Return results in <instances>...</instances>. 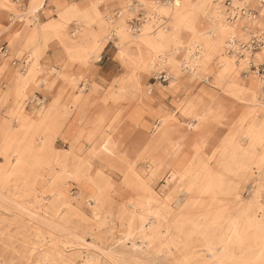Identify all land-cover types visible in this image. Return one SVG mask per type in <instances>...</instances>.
<instances>
[{
	"label": "rangeland",
	"instance_id": "rangeland-1",
	"mask_svg": "<svg viewBox=\"0 0 264 264\" xmlns=\"http://www.w3.org/2000/svg\"><path fill=\"white\" fill-rule=\"evenodd\" d=\"M33 1L0 0V264H148L127 238L132 215L148 222L147 196L161 210L148 231L185 264H218L200 226L212 203L220 234L264 243V48L248 73L263 87L255 100L221 74L222 58L241 61V43L264 31L263 0H50L54 12ZM224 25L236 49L214 33Z\"/></svg>",
	"mask_w": 264,
	"mask_h": 264
},
{
	"label": "bare ground",
	"instance_id": "bare-ground-1",
	"mask_svg": "<svg viewBox=\"0 0 264 264\" xmlns=\"http://www.w3.org/2000/svg\"><path fill=\"white\" fill-rule=\"evenodd\" d=\"M36 3L38 2L37 0H34ZM33 1V2H34ZM45 1V0H43ZM187 3L190 2V0H185ZM175 4L179 5V0H176L174 2ZM206 3V0H196L194 6H198L199 8L204 9V6ZM38 4V3H37ZM37 5H33V10H36ZM235 10L237 8H234ZM204 12V10H203ZM239 17L236 19L238 20ZM251 19H256V15H252V13L249 14V20ZM234 23V22H233ZM221 24V23H220ZM215 25V24H214ZM222 25V24H221ZM231 26V25H230ZM230 26L224 25L221 27H217L214 29V33L216 31H218L219 29H221V35L224 37L228 38V46L230 45V47L236 49L238 47V42L237 39L234 37V35L231 32V28ZM247 30V29H246ZM244 29V31H246ZM257 31V30H256ZM212 32V30H211ZM210 32V33H211ZM255 31H252L251 33H254ZM241 43V42H240ZM201 46L197 45L196 48L199 49ZM82 50V49H81ZM212 50V49H211ZM199 51V50H198ZM230 53V52H229ZM222 56V55H221ZM242 59L241 61H234V59H232L230 56L226 55L222 58L221 61V65H222V75H226L228 77H232V75L235 73V77L232 78L234 81H238L240 86L244 87V91L247 93V95L252 99L255 100L257 98V96L259 94H262L263 91V87L261 85V83H258V81H256L254 78H249V68L250 66L253 64L252 61L254 60H258L260 61L261 55H256L253 56L252 53H241ZM195 57L196 59L199 58V54L198 52L195 53ZM188 60H185V64L186 67L190 66V57H187ZM192 58V56H191ZM221 59V58H220ZM162 60V59H161ZM244 60V61H243ZM246 60H249L250 62H245ZM157 61V60H156ZM243 61V62H242ZM248 63V64H247ZM183 64V62H182ZM220 64V63H219ZM162 63L158 64V67H162ZM198 65V64H197ZM192 66V64H191ZM241 66H247V70L245 72V77H248L247 79L243 80L240 79L239 77V69ZM203 67V66H201ZM218 67V66H217ZM189 69H192L194 71V68L190 67ZM200 69V68H199ZM197 70V69H196ZM219 70V69H218ZM241 70V69H240ZM176 67L174 68V74H176ZM196 72V71H195ZM168 74V73H167ZM244 77V76H243ZM174 78V77H173ZM263 78V77H262ZM262 81H264V78L262 79ZM237 82V83H238ZM240 96V95H239ZM209 114V113H208ZM206 116V115H205ZM204 118V117H203ZM259 123V122H258ZM258 123H255V120L252 121L251 123V128L253 129V131H255V133L257 134V130H258ZM261 132V131H260ZM264 132V131H263ZM254 133V134H255ZM259 135V133H258ZM252 138V137H251ZM258 138V137H257ZM109 142V141H107ZM263 142V141H262ZM104 144V143H103ZM107 144V143H106ZM256 144V141H255ZM254 144V145H255ZM253 145V147H254ZM115 146V145H114ZM251 146V145H250ZM106 147V145H105ZM155 149V148H154ZM177 150H178V146L176 144H174L172 141L168 142V149L165 150L164 152V156L168 157V158H175L176 154H177ZM242 155V154H241ZM249 155V153L247 154ZM261 155V154H260ZM258 156V155H257ZM259 157V156H258ZM261 158L259 157V159L257 160V162L253 163L255 165H257V167L260 165L261 163ZM254 159H256L254 157ZM242 161V159H241ZM180 162V161H179ZM241 164V163H239ZM243 165V164H242ZM247 165V164H246ZM254 165V166H255ZM76 165H74L75 167ZM178 166V165H177ZM245 166V165H244ZM150 167V165H149ZM240 167V166H239ZM261 167V166H260ZM242 168V167H241ZM152 169V168H151ZM233 169V168H232ZM239 169V168H238ZM237 170V168H236ZM243 170V169H242ZM184 171L180 170L179 167H177L175 170H173L170 174V176L168 177L167 182L173 183L174 185L178 184L181 180H183ZM241 172V171H239ZM247 172V170L245 171ZM249 172V171H248ZM257 172V171H256ZM66 173V172H64ZM249 175V174H248ZM221 176V175H220ZM243 176V175H242ZM189 177V176H188ZM186 178V177H185ZM203 182V181H202ZM221 183V182H220ZM227 183V182H226ZM220 185V184H219ZM210 187V186H209ZM222 187V186H221ZM224 188V187H223ZM205 189V188H203ZM221 189V188H220ZM224 190V189H223ZM220 191V190H219ZM227 191V189H226ZM215 192V190H214ZM222 192V189H221ZM220 192V193H221ZM169 193V192H168ZM261 193V192H260ZM170 196V195H167ZM195 196V195H194ZM199 196V195H198ZM210 196V195H209ZM214 196V195H213ZM226 196V195H225ZM243 196V195H242ZM222 197V194H221ZM209 198V197H208ZM211 198V197H210ZM160 199L157 198L156 196L154 197H150L148 198V196L146 197V199L143 202V215L147 216V220L148 222H146L145 224L142 223V219L141 216H137V215H132L131 216V221L129 224H131V226H136V230L138 232V235L136 237H127L129 239H131L132 241V248L129 249L128 251V256L131 257V259L136 260L135 262L137 263H143L145 261V259H143V257L141 256H145L147 253V259L149 260L148 264H164L166 259H172L173 261H175L176 264H185L184 262L188 263L190 262L188 258L184 257V258H180V261H178V258H175L174 256H172V249L169 248L167 246V244H164L162 242L163 236H158L155 233H153L152 231H148V229L150 228L147 227L148 223L151 224L152 222H154L159 215L161 214V210L160 209H154L152 208L155 203H157ZM217 200V199H216ZM219 200V199H218ZM209 201V200H208ZM214 201V200H213ZM221 201V200H220ZM216 202V201H215ZM259 202V201H258ZM104 203V202H103ZM203 203V202H202ZM257 203V202H256ZM225 204V203H224ZM65 205V203H64ZM67 205V204H66ZM63 206V205H62ZM90 206V205H89ZM92 206V205H91ZM152 206V207H151ZM262 206V205H261ZM59 207V206H58ZM64 207V206H63ZM217 204L213 203L208 207V209H206L205 211L200 212V215L202 216V219L200 220V226L202 227L201 230L202 232V240L205 242L204 245L206 246L207 251L209 252L210 256L212 259H214L215 261L218 262V264H232L234 259H239L242 261H251L254 263H258L260 261V259L264 256V243H260V237H258L257 235H252V231L250 235L247 236H242L241 234L237 233H233L230 235H225V234H220L216 228L217 224L215 222V211L217 209ZM220 208V207H219ZM261 207H259L260 209ZM58 209V208H57ZM61 209V208H60ZM243 209V207H242ZM263 209V208H262ZM99 210V209H98ZM97 210V211H98ZM61 211V210H60ZM244 212V211H243ZM240 213V212H239ZM260 213V212H259ZM55 214V213H54ZM59 214V212H58ZM61 214V213H60ZM122 214V213H121ZM242 214V213H241ZM261 215V214H260ZM55 216V215H54ZM161 216V215H160ZM69 217V216H68ZM57 218V217H56ZM66 218V217H64ZM99 219V218H98ZM141 219V220H140ZM61 220V218H60ZM239 220V219H238ZM258 220V219H257ZM65 222V221H64ZM71 222V221H70ZM258 222V221H257ZM256 222V223H257ZM236 226V225H235ZM63 227V226H62ZM256 231V230H255ZM165 235L167 233L164 232ZM256 233V232H255ZM164 235V234H163ZM169 235V234H168ZM201 237V236H200ZM43 238V237H42ZM95 239V238H94ZM201 239V238H200ZM44 243L46 242L45 240H42ZM41 241V242H42ZM50 241V240H49ZM67 242H70L69 240H66ZM173 241V240H171ZM48 242V241H47ZM62 243V242H61ZM54 244V241L50 242V245ZM66 244V243H65ZM68 244V243H67ZM66 244V245H67ZM155 244V246H153ZM175 244V243H174ZM173 244V245H174ZM63 245V244H62ZM73 245V244H70ZM77 245V244H76ZM131 245V244H130ZM171 245V244H170ZM61 246V244H60ZM69 246V244H68ZM74 246V245H73ZM204 246V247H205ZM66 247V246H65ZM66 250V249H65ZM178 250V249H176ZM146 252V253H145ZM145 254V255H144ZM186 254V253H185ZM177 255V254H176ZM186 256V255H185ZM123 258V257H122ZM45 262H47L45 260ZM160 262V263H159ZM43 264V262H42ZM46 264V263H45Z\"/></svg>",
	"mask_w": 264,
	"mask_h": 264
},
{
	"label": "built area",
	"instance_id": "built-area-1",
	"mask_svg": "<svg viewBox=\"0 0 264 264\" xmlns=\"http://www.w3.org/2000/svg\"><path fill=\"white\" fill-rule=\"evenodd\" d=\"M264 3V0L262 1ZM238 9H232L230 11L232 19H237L239 16V13L245 14L244 10L237 11ZM251 12H249L250 14ZM241 49L246 50L248 53H252L254 50H257L259 48H264V31L258 30L255 31L252 34V37L250 40L246 43H241L240 45ZM3 49V48H2ZM242 53V52H241ZM258 75L262 76L264 78V62L259 64L258 66H255L254 70Z\"/></svg>",
	"mask_w": 264,
	"mask_h": 264
},
{
	"label": "crops",
	"instance_id": "crops-1",
	"mask_svg": "<svg viewBox=\"0 0 264 264\" xmlns=\"http://www.w3.org/2000/svg\"><path fill=\"white\" fill-rule=\"evenodd\" d=\"M13 1H15V2H20V1H26V0H13ZM64 2L66 1V2H68V0H63ZM48 7V9H49V12H54L55 10H56V7H55V5L54 4H52V3H50V0H45V5H44V7ZM42 14H44V12H42ZM2 48H4V47H2Z\"/></svg>",
	"mask_w": 264,
	"mask_h": 264
}]
</instances>
